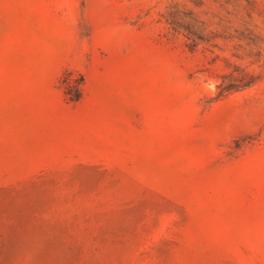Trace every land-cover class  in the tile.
I'll return each instance as SVG.
<instances>
[{
  "label": "rangeland",
  "instance_id": "rangeland-1",
  "mask_svg": "<svg viewBox=\"0 0 264 264\" xmlns=\"http://www.w3.org/2000/svg\"><path fill=\"white\" fill-rule=\"evenodd\" d=\"M0 264H264V0H0Z\"/></svg>",
  "mask_w": 264,
  "mask_h": 264
}]
</instances>
